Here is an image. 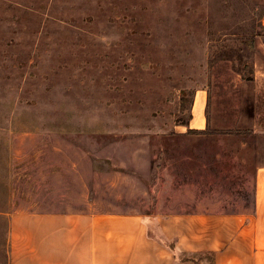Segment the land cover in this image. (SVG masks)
I'll list each match as a JSON object with an SVG mask.
<instances>
[{"label": "rangeland", "instance_id": "rangeland-1", "mask_svg": "<svg viewBox=\"0 0 264 264\" xmlns=\"http://www.w3.org/2000/svg\"><path fill=\"white\" fill-rule=\"evenodd\" d=\"M260 163L264 0H0V264L15 212L248 211Z\"/></svg>", "mask_w": 264, "mask_h": 264}, {"label": "crops", "instance_id": "crops-1", "mask_svg": "<svg viewBox=\"0 0 264 264\" xmlns=\"http://www.w3.org/2000/svg\"><path fill=\"white\" fill-rule=\"evenodd\" d=\"M207 126V117H195L190 129ZM253 194L252 208L234 213L156 218L15 212L10 264H194L179 256L208 252L215 264H264V163L255 168Z\"/></svg>", "mask_w": 264, "mask_h": 264}, {"label": "trees", "instance_id": "trees-1", "mask_svg": "<svg viewBox=\"0 0 264 264\" xmlns=\"http://www.w3.org/2000/svg\"><path fill=\"white\" fill-rule=\"evenodd\" d=\"M189 134H191V135L207 136L209 134V120H208L207 129L205 131H198V130H192L191 129L189 131ZM200 255L202 257L206 258L209 261V264H215V254L214 253L208 252V253H202Z\"/></svg>", "mask_w": 264, "mask_h": 264}, {"label": "bare ground", "instance_id": "bare-ground-1", "mask_svg": "<svg viewBox=\"0 0 264 264\" xmlns=\"http://www.w3.org/2000/svg\"><path fill=\"white\" fill-rule=\"evenodd\" d=\"M197 104H198V106H200L202 108V106H203V100H202L201 97H199Z\"/></svg>", "mask_w": 264, "mask_h": 264}]
</instances>
